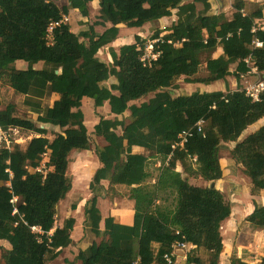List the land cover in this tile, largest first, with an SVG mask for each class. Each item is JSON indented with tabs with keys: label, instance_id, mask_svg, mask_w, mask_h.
Wrapping results in <instances>:
<instances>
[{
	"label": "trees",
	"instance_id": "trees-1",
	"mask_svg": "<svg viewBox=\"0 0 264 264\" xmlns=\"http://www.w3.org/2000/svg\"><path fill=\"white\" fill-rule=\"evenodd\" d=\"M56 1L0 0V84L22 96L36 115L18 116L12 102L0 109V130L35 135L24 148H0V241L8 245L0 247V264H50L72 244L74 219L56 226L55 217L71 190L69 155L90 149L81 111L85 98L94 109L107 104L113 118L100 117L93 128L104 145L95 148L99 167L83 206V227L97 240L67 264H167L163 256L175 242L193 247L184 264H219L220 230L231 216L230 203L210 187L223 176L220 153L226 150L244 170L252 196L264 191V124L248 132L264 120V92L254 101L240 87V78L252 70L264 78V25L258 24L264 1L233 0L228 19L212 12L211 0H97L94 23L77 32L60 23L49 44L50 24L71 11L87 19L93 0H67L61 8ZM167 18L175 20L148 39L161 41L151 66L140 59L147 41L140 36L118 50L111 46L121 27L140 29ZM103 48L110 62L97 57ZM216 49L219 56L207 59L200 74L199 57ZM19 61L25 69L16 68ZM229 78L237 81L233 91ZM181 79L204 87L222 81L225 89L174 95ZM51 96L57 99L44 107ZM44 126L61 133L49 140ZM188 131L183 146L172 148ZM45 155L43 175L37 168ZM151 159L159 162L153 182ZM103 182L107 190L127 189L132 225L102 217ZM244 220L264 232V204H254ZM229 264L249 263L232 256ZM258 264H264V251Z\"/></svg>",
	"mask_w": 264,
	"mask_h": 264
},
{
	"label": "rangeland",
	"instance_id": "rangeland-1",
	"mask_svg": "<svg viewBox=\"0 0 264 264\" xmlns=\"http://www.w3.org/2000/svg\"><path fill=\"white\" fill-rule=\"evenodd\" d=\"M221 7L217 0H211L212 12H223L226 18H230L233 12L231 4L233 0H219ZM64 0L59 2V6H62ZM96 3L90 4V13L87 19H82L76 12L70 13L68 18V24L72 32H77L80 29L86 28L90 23H94L97 18ZM170 19L166 22L155 23L153 25L146 24L140 29H128L125 27L120 28V34L118 40L113 43L112 46L115 50H118L120 45L133 44L134 37L140 36L143 40H148L153 32L159 28L163 29L169 26ZM259 24L264 25L262 21ZM99 32L103 31L101 28H97ZM210 54L204 53L199 59L201 63L200 74H203L205 60ZM213 56V55H212ZM97 57L105 62H110V56L108 54V48H103L99 51ZM17 69H25L26 63L19 61L16 63ZM107 86L113 82L110 79ZM230 86L236 89L237 81L234 78H229ZM260 81L258 75L250 74L241 81L240 87L246 88L252 86ZM229 87V83L227 84ZM233 85V86H232ZM204 88L203 85L187 84L181 79L178 83V89L174 91V95L178 94H190ZM225 89V84L222 82L216 83L213 86L207 87L204 91H212ZM57 97L51 96L42 102V105L50 106ZM23 97L15 95L11 89L4 84H0V109H3L8 103L12 102L16 106V113L20 117L28 118L31 120L36 119V115L29 112V110L22 104ZM136 102L134 104H139ZM81 111L84 116V125L86 127L90 149L82 152H72L69 155L68 176L71 179V190L67 194L66 198L62 200L57 206V212L55 217V225L61 226L63 222L68 218H73L75 221L74 228L71 232L72 244L65 250L61 251L59 257L50 264H67L74 259L80 249L86 248L89 244L97 239L89 232L87 228L83 227V206L85 202L91 197L89 184L94 171L99 167V163L95 156V148L104 145L101 138L96 137L93 134V128L98 122L99 118H113L109 114V107L104 104L102 108L94 109L91 99L85 98L82 102ZM127 116V114H125ZM260 122L257 126L262 125ZM47 130L46 137L52 140L56 134L61 133V130L51 126H44ZM12 142V146H18L24 148L29 140L35 137L34 134L27 132L13 130L8 132ZM245 135V133H244ZM243 135V136H244ZM242 136V137H243ZM11 146V147H12ZM47 155L43 156L41 163L46 164ZM159 166L158 159H151L148 163L147 169L152 176L151 182L157 175V168ZM220 166L223 170L222 179L216 183V187L223 194L224 198L231 205V216L222 224L221 235L224 242V259L219 264H229V260L232 256L241 258L249 264H258L264 251V232L253 231L245 222L246 216L249 214L253 205L257 202L264 204V191L261 194L252 196L250 194L249 180L244 174V170L232 163L229 159L228 152L226 150L220 153ZM180 170V168H177ZM196 185L204 186L202 182H192ZM104 192L98 199V208L103 218H106L111 210L120 213L121 217L131 211L133 204L127 198V189L123 186H115L113 189L107 190V182L102 183ZM107 190V191H106ZM0 247L7 248L8 245L5 242L0 241ZM1 253V250H0ZM181 252H176V263L184 264L183 260L179 257Z\"/></svg>",
	"mask_w": 264,
	"mask_h": 264
},
{
	"label": "built area",
	"instance_id": "built-area-1",
	"mask_svg": "<svg viewBox=\"0 0 264 264\" xmlns=\"http://www.w3.org/2000/svg\"><path fill=\"white\" fill-rule=\"evenodd\" d=\"M68 18L67 16H63L60 22L52 23L47 29V42L51 44L52 42V31L53 28L58 26L60 23H67ZM161 43L160 39H155V40H147L144 44V47L142 49V55L140 57L141 61L143 62L144 65L146 66H151L152 62L155 61L158 56H159V51H158V45ZM256 46H260V43H255ZM255 73V70H252L249 74ZM245 94L250 97L252 100L256 101L259 97V94L261 92H264V82L258 81L256 84L252 86H248L244 88ZM201 122L197 124L198 130H200ZM15 131L16 129H11L8 131H2L0 130V148L3 146L6 148H10L12 146L13 140H11L9 133L10 131ZM190 136V132H182L181 134L178 135V143H176L172 148L175 146H183V144L186 142L187 138ZM194 158L192 161L194 162ZM38 172H41L43 175L46 174V168L45 164L41 163L40 166L37 168ZM15 201V200H13ZM31 232L34 234H40V229L36 227L31 228ZM193 249L192 246L187 245L184 242H175L171 246V252L169 254H165L163 256L164 261L167 264H172L173 259L176 257V252H181V257L183 261L185 260L186 256L190 251Z\"/></svg>",
	"mask_w": 264,
	"mask_h": 264
},
{
	"label": "crops",
	"instance_id": "crops-1",
	"mask_svg": "<svg viewBox=\"0 0 264 264\" xmlns=\"http://www.w3.org/2000/svg\"><path fill=\"white\" fill-rule=\"evenodd\" d=\"M62 0H58V1H56L55 3H56V5L58 6V7H60L58 4H59V2H61ZM218 1V4H220V2H219V0H217ZM244 1H248V2H253V3H257V4H261V3H263V1L264 0H244ZM92 2H95L96 3V5H97V0H93ZM67 4V0H64V3H62V6L61 7H63V6H65ZM220 7H221V4L219 5ZM60 7V8H61ZM97 7V6H96ZM72 12H76V11H71L70 13H72ZM69 13V14H70ZM77 13V12H76ZM82 18V17H81ZM82 19H84V18H82ZM170 19V23H172L174 20H175V18H167V19H162V20H160V21H158V23H160V22H166L167 20H169ZM262 22L264 23V19L262 20ZM259 24V23H258ZM167 27V26H166ZM161 29V28H160ZM119 38V37H118ZM118 39H116V41H117ZM116 41H114L113 43H115ZM113 43H112V45H113ZM111 45V46H112ZM123 45H126V44H123ZM120 46H122V45H120ZM112 47H114V46H112ZM207 54H210V56H208V58L207 59H214V58H217L218 56H219V51L216 49V50H214L213 52H209V53H207ZM213 55V56H212ZM206 59V60H207ZM205 60V61H206ZM251 74H254L253 72L251 73ZM247 75H250V74H247ZM247 75H245V76H243V77H241L240 78V83H241V81L242 80H244L245 79V77L247 76ZM262 81H264V78L263 79H261ZM219 82H222V81H219ZM219 82H216V83H219ZM215 83V84H216ZM223 83V82H222ZM229 83V90L230 91H233V90H235V89H233L231 86H230V81L228 80L227 81V84ZM214 85V84H213ZM213 85H210V86H213ZM210 86H207V87H210ZM233 86V85H232ZM236 86H237V84H236ZM207 87H204L203 88V90H206L207 89ZM212 91H215V90H212ZM219 91H224V89H219ZM54 97H57V96H54ZM57 99V98H56ZM262 123L264 124V120L262 121ZM259 124V123H258ZM258 124H256V126H252L251 128H249L248 129V132L249 131H252V130H255L256 128H257V125ZM223 171V170H222ZM220 181V180H219ZM219 181H217V182H219ZM216 182V183H217ZM216 183L214 184V187L217 189V190H219L217 187H216ZM220 191V190H219ZM131 205V207H133V204H130ZM252 210L253 209H251L250 210V212H249V214L252 212ZM248 214V215H249ZM106 217H110V218H114V220L115 221H117L118 223H120V224H122V225H126V226H130V225H132V221H133V210L131 209V211H129L127 214H125V215H123L122 217H121V215H120V213H116L115 212V210L113 209V210H111L110 211V213H108V215L106 216ZM224 255H225V252H224V242H223V249H222V252H221V254H220V261L223 259V257H224ZM180 258H181V260H183L182 259V257L181 256H179ZM243 260V259H242Z\"/></svg>",
	"mask_w": 264,
	"mask_h": 264
},
{
	"label": "water",
	"instance_id": "water-1",
	"mask_svg": "<svg viewBox=\"0 0 264 264\" xmlns=\"http://www.w3.org/2000/svg\"><path fill=\"white\" fill-rule=\"evenodd\" d=\"M210 187L213 188V187H214V184L212 183V184L210 185Z\"/></svg>",
	"mask_w": 264,
	"mask_h": 264
},
{
	"label": "bare ground",
	"instance_id": "bare-ground-1",
	"mask_svg": "<svg viewBox=\"0 0 264 264\" xmlns=\"http://www.w3.org/2000/svg\"><path fill=\"white\" fill-rule=\"evenodd\" d=\"M252 209H253V207H252ZM224 259V258H223Z\"/></svg>",
	"mask_w": 264,
	"mask_h": 264
}]
</instances>
